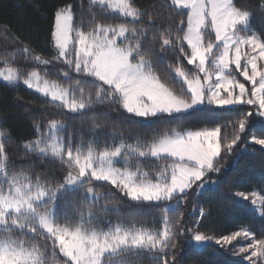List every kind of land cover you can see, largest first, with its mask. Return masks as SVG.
I'll return each instance as SVG.
<instances>
[{
  "label": "snow or ice",
  "instance_id": "1",
  "mask_svg": "<svg viewBox=\"0 0 264 264\" xmlns=\"http://www.w3.org/2000/svg\"><path fill=\"white\" fill-rule=\"evenodd\" d=\"M160 8L167 18L136 0H90L76 26L72 5H60L49 29L50 59L19 48L35 65L25 73L2 58L4 82L22 83L56 109L46 124L35 122L39 134L24 148L42 162L59 161L64 175L14 171L5 143L13 137L0 130V232L9 234L0 240V264H50L49 249L51 258L62 257L51 264H144L145 256L150 264H184L177 251L181 236L197 246L215 244L247 264H264V230L258 235L241 226L208 235L199 230L200 220L189 227L181 211L191 193L211 192L226 207L250 203L264 219V186L233 190L218 166L225 156H235V164L238 149L250 151L247 143L259 145L264 159V33L250 25L254 12L264 14V0L255 6L162 0ZM110 16L118 22H107ZM100 106L152 134L131 143L115 134L100 143L57 135L68 114L90 119L93 132L107 127L100 123L109 118ZM232 112L239 115L227 122L233 129L227 139L226 124L215 121ZM250 127L255 131L249 133ZM94 182L111 190L103 193ZM124 199L154 206L162 227L113 224L109 205L118 212ZM69 207L78 220L70 219ZM210 214L200 211L201 218Z\"/></svg>",
  "mask_w": 264,
  "mask_h": 264
},
{
  "label": "trees",
  "instance_id": "2",
  "mask_svg": "<svg viewBox=\"0 0 264 264\" xmlns=\"http://www.w3.org/2000/svg\"><path fill=\"white\" fill-rule=\"evenodd\" d=\"M141 9H153L157 12H164L160 8L162 0H136ZM237 6H255L259 0H235ZM89 0H0V69L4 68L3 57H7L10 66L22 72H27L35 67L18 49L28 47L35 54L41 55L45 59L51 58V49L48 45L49 29L53 22V14L56 7L60 5H72L76 26L80 25L81 16L87 15ZM83 8V13L81 9ZM167 18V13L164 12ZM107 22H118L114 17H107ZM251 27L257 31V34L264 33V14L259 11L254 12L250 21ZM86 27H90L87 23ZM186 64V61H185ZM189 68L191 66H188ZM50 79L56 78V69H49ZM48 108V111L45 109ZM100 110L107 112L108 119H102L100 123L107 127L98 132L91 129L92 121L80 117H74L68 114L65 117L66 127L59 132L61 136H67L72 133L74 140L81 136L85 141L96 139L100 143L104 137L115 134L117 137L123 135L131 143L137 135L147 137L152 134V129L143 125L130 124L126 115H118L109 111L106 107L100 106ZM56 109L51 108L45 103L44 98L25 88L22 84H7L0 82V130H9L13 139L5 141L8 163L14 171H24L33 175H43V173H55L62 177L64 173L60 171L62 165L57 160L49 159L42 162L37 158L38 154L28 151L24 144L30 140L36 139L39 133L36 132V121L47 123L48 119L54 118ZM239 115L238 112L221 113L220 119L216 124H226L222 130V135L230 139L233 135L230 119L234 120ZM43 118V119H42ZM196 128L204 126H215L214 124H195ZM47 131V129H44ZM160 129H157L159 131ZM255 131L249 128V133ZM117 143L119 140L116 141ZM247 142V138L245 139ZM248 152H241L239 149L238 161L234 164L235 156H225L218 165L224 169L221 177L230 178L233 190L252 191L264 186V159L259 145L247 143ZM254 150V151H252ZM144 171H148L147 168ZM213 180L217 179L216 174H211ZM94 185L103 193H108L111 186L105 182H94ZM117 198L118 195H117ZM63 203V202H61ZM100 204H105L103 199ZM163 208V206H161ZM106 214L107 219L113 224L123 220L125 223L135 221L137 226L143 224L146 227H162L160 222V211L154 206L147 204L138 205L128 202L119 207V211L111 210ZM211 213L204 218L200 217V211ZM87 206L84 208L85 217L87 216ZM63 211V209H61ZM70 219L78 220V214L72 215V209H67ZM181 211L185 223L189 227L195 226L194 222L200 220L199 230L208 235L227 234L238 230L241 226H247L254 229L257 234L264 230V219L255 212L250 203L240 201L235 206H224L219 203L211 192H203L200 195L191 193L184 202ZM103 216L104 213H97ZM95 224V221L93 222ZM100 226L107 227L103 220ZM34 242V241H33ZM41 245L43 241H40ZM178 253L182 257L184 264H247L241 257L233 256L231 252H225L217 248L215 244H209L202 249H196L193 243H190L189 236L179 237ZM50 262L52 259L60 260L62 257L51 258V249H49ZM133 259L132 257H129ZM144 264H150L147 256L144 258Z\"/></svg>",
  "mask_w": 264,
  "mask_h": 264
},
{
  "label": "rangeland",
  "instance_id": "3",
  "mask_svg": "<svg viewBox=\"0 0 264 264\" xmlns=\"http://www.w3.org/2000/svg\"><path fill=\"white\" fill-rule=\"evenodd\" d=\"M89 2H90V0H89ZM1 69H3V68H1ZM239 79L241 80V81H243V77H239ZM0 82H3V83H7V82H4L3 80H2V78H0ZM8 84V83H7ZM20 84H22V83H20ZM23 85V84H22ZM25 88H27L25 85H23ZM28 90H30V89H28ZM30 91H33V90H30ZM34 92V91H33ZM36 93V92H35ZM38 94V93H37ZM40 95V94H39ZM42 96V95H41ZM57 135H60V133H57ZM61 136V135H60ZM119 143V142H118ZM117 166H120L119 164L117 165ZM258 214V213H257ZM106 228V227H105ZM9 234L8 233H5V232H0V240H3V239H5V237L6 236H8ZM194 244V243H193ZM194 246H195V248L196 249H202L203 247H204V245H201V246H197V245H195L194 244ZM50 264H51V262H50Z\"/></svg>",
  "mask_w": 264,
  "mask_h": 264
}]
</instances>
